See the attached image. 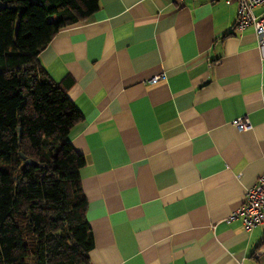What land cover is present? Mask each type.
Segmentation results:
<instances>
[{
  "label": "crops",
  "instance_id": "1",
  "mask_svg": "<svg viewBox=\"0 0 264 264\" xmlns=\"http://www.w3.org/2000/svg\"><path fill=\"white\" fill-rule=\"evenodd\" d=\"M99 2L39 54L84 117L91 263L264 264V226L226 222L264 173V44L235 1Z\"/></svg>",
  "mask_w": 264,
  "mask_h": 264
},
{
  "label": "trees",
  "instance_id": "2",
  "mask_svg": "<svg viewBox=\"0 0 264 264\" xmlns=\"http://www.w3.org/2000/svg\"><path fill=\"white\" fill-rule=\"evenodd\" d=\"M99 0H0V264H92L94 236L71 141L83 115L70 77L39 54L88 20Z\"/></svg>",
  "mask_w": 264,
  "mask_h": 264
},
{
  "label": "built area",
  "instance_id": "3",
  "mask_svg": "<svg viewBox=\"0 0 264 264\" xmlns=\"http://www.w3.org/2000/svg\"><path fill=\"white\" fill-rule=\"evenodd\" d=\"M227 3L237 2V18L235 30L244 31L253 29L264 44V10L258 13L256 10L264 6V0H225ZM166 77L163 71L147 80L156 83ZM233 123L242 130H250L253 125L247 116L239 117ZM240 220L246 231H252L255 227L264 226V173L256 183L248 189L244 195L242 204L235 209L226 219L227 223Z\"/></svg>",
  "mask_w": 264,
  "mask_h": 264
}]
</instances>
